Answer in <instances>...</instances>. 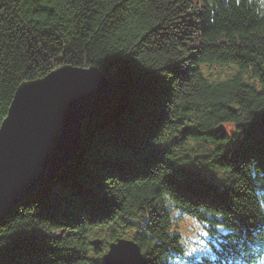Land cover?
Segmentation results:
<instances>
[{
  "label": "trees",
  "instance_id": "trees-1",
  "mask_svg": "<svg viewBox=\"0 0 264 264\" xmlns=\"http://www.w3.org/2000/svg\"><path fill=\"white\" fill-rule=\"evenodd\" d=\"M65 64L102 70L112 105L0 222V264L98 263L90 240L118 236L148 264H184L182 215L228 229L238 261L257 263L264 0H0V123L22 81Z\"/></svg>",
  "mask_w": 264,
  "mask_h": 264
},
{
  "label": "water",
  "instance_id": "water-1",
  "mask_svg": "<svg viewBox=\"0 0 264 264\" xmlns=\"http://www.w3.org/2000/svg\"><path fill=\"white\" fill-rule=\"evenodd\" d=\"M112 89L97 66L70 64L16 87L0 123V222L78 153L83 120L111 107ZM260 118L264 126V110ZM93 244L97 247L101 241ZM103 264L146 262L133 242L118 239L109 244Z\"/></svg>",
  "mask_w": 264,
  "mask_h": 264
},
{
  "label": "rangeland",
  "instance_id": "rangeland-1",
  "mask_svg": "<svg viewBox=\"0 0 264 264\" xmlns=\"http://www.w3.org/2000/svg\"><path fill=\"white\" fill-rule=\"evenodd\" d=\"M231 66H227L224 69L219 68L218 66H213L211 72L214 76L220 74L223 76L229 75L232 72ZM174 212V211H173ZM178 230L183 235L185 241L191 243V241L201 242L202 231H206L205 228L196 223L193 219L187 216H180L177 220ZM199 246V244H198ZM197 247V245H196ZM195 248V247H194Z\"/></svg>",
  "mask_w": 264,
  "mask_h": 264
}]
</instances>
